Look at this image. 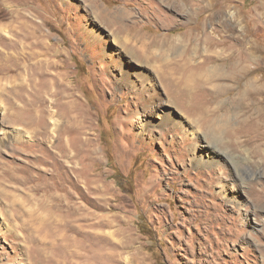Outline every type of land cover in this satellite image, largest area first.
Segmentation results:
<instances>
[{"label": "rangeland", "instance_id": "1", "mask_svg": "<svg viewBox=\"0 0 264 264\" xmlns=\"http://www.w3.org/2000/svg\"><path fill=\"white\" fill-rule=\"evenodd\" d=\"M228 4L259 49L241 84L264 82V0ZM204 5L0 0V264H73L71 243L88 264H264V136H229L264 94L216 97L170 50L205 54Z\"/></svg>", "mask_w": 264, "mask_h": 264}, {"label": "bare ground", "instance_id": "2", "mask_svg": "<svg viewBox=\"0 0 264 264\" xmlns=\"http://www.w3.org/2000/svg\"><path fill=\"white\" fill-rule=\"evenodd\" d=\"M198 1H203L205 3V5H204V7H201V9L202 10L205 9L206 11L209 12V14L207 16H205V19L201 23L200 22L198 23L199 24L198 26L200 27L201 25H204V23H205V24H210V25L212 24L215 26V28H220L219 30L222 29V31L229 29L228 31L233 33L234 37L233 36L232 37H233V40L235 41V46H233V45H232L233 47L226 46V42H225V41H227L226 38H225V41L223 39L216 38L217 36L216 37L214 36L216 31H217L215 28H212V32H207L204 28L203 29V35H204L203 41L206 45L205 54L201 52V49L199 48L200 45H198V44H195V45L190 44V45H188L186 50H182V47H170V50H173L174 52L178 53V58L176 60V64L178 66V69L179 68L184 69V67H185V69H188V70L190 69L192 71L190 73L191 76L194 77L197 81H199V84L202 85V88L203 89H209V87H211L213 89V91H210V92L216 97L218 95H220L225 88V87L220 86L219 84L218 85L213 84V82L218 80V79H227V80L232 81L235 84L234 88H236L238 93L241 95V98L242 97H245V98L248 97V99L250 98V99L254 100V98H256L258 95H263L264 94V82H260L261 80L254 78L252 80H249L243 86L241 84V83H243L242 81L245 78H247L249 75L254 73V71L257 68L256 65L259 64V61H257L255 59V56L259 52V49L257 48V46H254V44H252V46H247L245 44V41H246L245 39H247V37H249L250 34L248 35L247 29L242 26V23H243L242 13L243 12L240 9H239L240 11L238 10L239 12H236V11L232 12L230 10V5L228 4L229 2H231V0H198ZM180 2H186V0H170V3L176 7H178ZM198 26H196L194 29L198 30L199 29ZM239 27H240V30H239ZM219 34L221 35V32ZM195 58H198V59L203 58V60L194 62ZM216 66L222 67L221 70L219 68H217L218 72H214L213 69ZM219 73H222V74L219 75ZM197 91H198V88H197ZM258 105H260V107H258V109H257L256 117L244 119L243 122L241 124H239L238 128H233L231 130V132L229 130V132H230L229 136L232 138L233 143H237L239 141V139H243L241 137H247L248 138L247 142H249V143L250 142L252 143L256 140L263 138V136H264V98H263V101L259 102ZM206 106L207 107L202 108L203 114L206 117H211L212 115H215L220 111V109H219V111L216 112V109H214V110L209 109L210 107L208 108V105H206ZM54 124L57 126L56 122H54ZM31 125H29V127ZM32 132H38V134L36 133L37 134L36 138H38L39 142L41 141L44 143V139L39 137V136H42V137L45 136L44 131L39 132V131L34 129V130H32ZM52 147H53V145H52ZM60 148H62V147H60ZM70 151H71V149H70ZM73 151H75V150H73ZM71 156H72V154H71ZM70 159H72V158H70ZM42 160H43V158H42ZM58 177H59V175H58ZM224 187H225L224 184L220 186V188L222 190L224 189ZM89 225H91V224H89ZM55 227H56L55 228L56 229L55 234H59V232H63L62 230L60 231L59 228H57V226H55ZM79 227L82 228L83 226L82 227L79 226ZM61 234H62V237L65 239V237L67 236L66 232L65 233L63 232ZM97 236H99V235H97ZM112 236L113 235H111V234H108V236H107V238H110L111 240L106 239V238L102 239L101 237L100 238L96 237L94 241H95V243L97 242L98 245L104 244L106 248L110 249L109 247L112 246V242L114 243ZM63 238H62V240H63ZM71 247L74 250H72ZM77 247H79V246H76L74 243H71V245L62 244L60 246V248L63 249L64 253H66L67 259L73 261V264H88L89 261L87 262V259L84 258V260H82L83 256L80 254V253H82V250L78 249ZM89 255H90V253H89ZM122 255L123 254L120 253V256H118V257L123 259V261L126 262V264H130L131 261H130L129 257H123ZM86 256L87 255H85V257ZM89 258H90V256H89ZM119 258H118V260H119ZM98 259L103 261V264H114L115 263L114 259L107 258L105 256H101ZM60 262L61 261L58 260L57 264H60Z\"/></svg>", "mask_w": 264, "mask_h": 264}]
</instances>
